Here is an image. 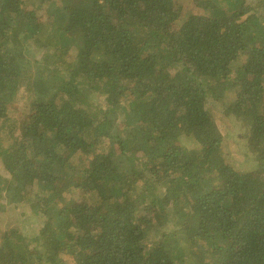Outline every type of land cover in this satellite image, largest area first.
Here are the masks:
<instances>
[{
    "label": "trees",
    "instance_id": "obj_1",
    "mask_svg": "<svg viewBox=\"0 0 264 264\" xmlns=\"http://www.w3.org/2000/svg\"><path fill=\"white\" fill-rule=\"evenodd\" d=\"M0 264H264V0H0Z\"/></svg>",
    "mask_w": 264,
    "mask_h": 264
},
{
    "label": "rangeland",
    "instance_id": "obj_2",
    "mask_svg": "<svg viewBox=\"0 0 264 264\" xmlns=\"http://www.w3.org/2000/svg\"><path fill=\"white\" fill-rule=\"evenodd\" d=\"M26 56V58L28 59V58H30L31 57V52H28L27 54H25ZM81 54L78 52V50H77V53H76V56L75 57H78L77 59H76V66H78L79 64V56H80ZM116 126H118V124H116V123H114V127H116ZM183 143L184 144H186L187 146H185L184 147V151H185V153L188 155V156H191L193 153H194V151H195V149H196V145L194 144V143H192L191 142V140L190 139H184L183 140ZM186 147H188L186 150H185V148ZM13 216H14V218H13ZM4 217H5V220H6V222H8L9 221V218H13V222H12V224H13V227L14 228H24L25 229V231H28L27 229H30V228H26V227H17V225L20 223V217H19V212H16V210H14V211H12V212H10V213H7L6 215H4ZM162 220L163 219H161L160 220V222H162ZM26 224H27V222H26ZM26 224H25V226H26ZM27 233H30V232H27Z\"/></svg>",
    "mask_w": 264,
    "mask_h": 264
}]
</instances>
